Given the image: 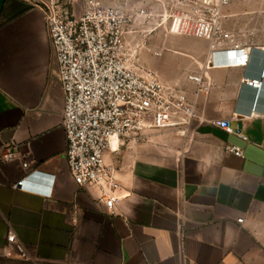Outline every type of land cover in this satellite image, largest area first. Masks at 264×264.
Masks as SVG:
<instances>
[{
  "label": "crops",
  "instance_id": "crops-1",
  "mask_svg": "<svg viewBox=\"0 0 264 264\" xmlns=\"http://www.w3.org/2000/svg\"><path fill=\"white\" fill-rule=\"evenodd\" d=\"M260 19L258 41L247 45L251 73L226 66L222 53L210 62L205 41L198 65L190 50L154 62L161 81L195 102L198 118L183 136L155 132L130 153L107 155L120 162L124 198L108 215L68 172L64 95L44 12L32 0H0V151L13 144L18 155L0 164V255L7 264H264V116L247 119L238 107L256 99L240 91L242 79L264 71ZM193 76L207 87L198 95ZM258 100L264 105V88ZM222 121L245 139L214 124ZM24 158L53 180L49 199L13 188L26 173ZM33 184L49 189L44 180Z\"/></svg>",
  "mask_w": 264,
  "mask_h": 264
},
{
  "label": "built area",
  "instance_id": "built-area-1",
  "mask_svg": "<svg viewBox=\"0 0 264 264\" xmlns=\"http://www.w3.org/2000/svg\"><path fill=\"white\" fill-rule=\"evenodd\" d=\"M32 1L44 12L64 95L62 129L69 175L79 189L95 193L108 215L115 214L124 198L118 195L120 162L109 163L107 155L130 153L155 132L183 136L198 118L196 104L185 90L166 85L155 71L142 66V51L152 52L147 46L152 34L165 29L169 35L205 41L210 62L222 53L226 66L251 73L248 65L253 47L239 42L226 26L231 0H162L149 8L138 7L135 14L119 0ZM254 74L241 81L240 91H253L256 97L250 106H238L247 112V119L264 116L260 112L264 105L258 100L264 71ZM190 80L198 86L196 95L207 89L200 77ZM214 124L245 139L228 121ZM226 152L243 156L239 147H227ZM17 156L16 147L6 144L0 151V164ZM34 166L33 160L22 159L26 173L13 188L43 192L42 197L49 199L53 180ZM34 180L46 181L49 189L33 184ZM14 240V235H8L9 243Z\"/></svg>",
  "mask_w": 264,
  "mask_h": 264
},
{
  "label": "rangeland",
  "instance_id": "rangeland-1",
  "mask_svg": "<svg viewBox=\"0 0 264 264\" xmlns=\"http://www.w3.org/2000/svg\"><path fill=\"white\" fill-rule=\"evenodd\" d=\"M120 2L130 9L132 14H135L138 7L149 8L162 3V0H120ZM226 16V26L238 41L244 45H252L258 41V35L255 34L253 28L262 24V19L258 20V18L264 16V0H231V4L226 10ZM160 32V36H157L156 33L152 34L147 41V46L158 52L160 57H155L143 50L140 55L143 67L159 74L153 68L154 62L172 54L185 56L183 53H187V50L193 53L190 56L191 64L198 65L200 63L205 50V42L190 37L171 36L165 29ZM7 263V259L0 255V264Z\"/></svg>",
  "mask_w": 264,
  "mask_h": 264
},
{
  "label": "bare ground",
  "instance_id": "bare-ground-1",
  "mask_svg": "<svg viewBox=\"0 0 264 264\" xmlns=\"http://www.w3.org/2000/svg\"><path fill=\"white\" fill-rule=\"evenodd\" d=\"M113 147H116V142L115 141L113 142Z\"/></svg>",
  "mask_w": 264,
  "mask_h": 264
}]
</instances>
